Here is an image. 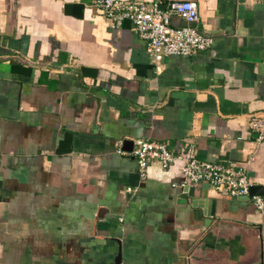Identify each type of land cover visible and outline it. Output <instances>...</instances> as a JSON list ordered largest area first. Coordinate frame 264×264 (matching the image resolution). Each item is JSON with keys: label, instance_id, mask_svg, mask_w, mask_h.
<instances>
[{"label": "crops", "instance_id": "obj_1", "mask_svg": "<svg viewBox=\"0 0 264 264\" xmlns=\"http://www.w3.org/2000/svg\"><path fill=\"white\" fill-rule=\"evenodd\" d=\"M121 1L193 2L213 43L156 64L94 0H0V264H264L253 196L131 156L189 146L264 200V0Z\"/></svg>", "mask_w": 264, "mask_h": 264}, {"label": "built area", "instance_id": "obj_2", "mask_svg": "<svg viewBox=\"0 0 264 264\" xmlns=\"http://www.w3.org/2000/svg\"><path fill=\"white\" fill-rule=\"evenodd\" d=\"M94 5L115 28H120L125 21L130 22L137 36L144 41L146 53L156 64L165 57H190L205 53L213 43L212 37L200 33L195 27L198 8L193 2L170 1L162 7L158 2L146 6L140 2L94 0ZM172 18L181 19L186 26L173 27ZM249 127L258 135V139H264L262 118L252 116ZM131 156L136 161L141 178L146 176L147 168L152 163L168 169L180 162L186 184L205 183L217 190H228L233 197L248 196L250 192L251 184L245 169L234 170L199 161L196 159L195 150L189 146H183L175 154L163 143L136 140ZM127 192L133 193L134 190L129 188ZM250 201L264 216V200L253 196Z\"/></svg>", "mask_w": 264, "mask_h": 264}, {"label": "water", "instance_id": "obj_3", "mask_svg": "<svg viewBox=\"0 0 264 264\" xmlns=\"http://www.w3.org/2000/svg\"><path fill=\"white\" fill-rule=\"evenodd\" d=\"M124 143H132V141H130V140H124ZM133 144V143H132ZM256 188H250V193H249V197H252V196H254V194H256V193H254L253 191L255 190ZM184 193L185 194H187V193H189L188 195H189V197H191V199H192V205L193 206H196V203H197V199H195V197H194V190L192 189V188H189L188 186L184 189ZM183 195V198L185 199L186 198V196L187 195ZM245 199H247L246 197H244Z\"/></svg>", "mask_w": 264, "mask_h": 264}]
</instances>
